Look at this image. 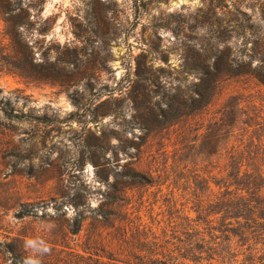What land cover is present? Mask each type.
Wrapping results in <instances>:
<instances>
[{
	"label": "rangeland",
	"instance_id": "1",
	"mask_svg": "<svg viewBox=\"0 0 264 264\" xmlns=\"http://www.w3.org/2000/svg\"><path fill=\"white\" fill-rule=\"evenodd\" d=\"M2 2L28 10L26 42L57 70L49 82L0 72V100L26 116L0 128V264L264 258V235L241 239L232 219L261 209L264 86L224 74L203 109L181 97L198 82L188 65L216 54L264 68V0ZM238 188L241 207L223 205Z\"/></svg>",
	"mask_w": 264,
	"mask_h": 264
},
{
	"label": "trees",
	"instance_id": "2",
	"mask_svg": "<svg viewBox=\"0 0 264 264\" xmlns=\"http://www.w3.org/2000/svg\"><path fill=\"white\" fill-rule=\"evenodd\" d=\"M0 12L4 17H8L6 18L5 23L11 38L9 44L11 49L8 58L3 62L0 61V72L5 71L7 73H13L26 80L34 82L56 81V76L53 74V72L57 70L56 65L54 66L55 63H50L46 58H44V62H37L35 52L32 51L31 47L26 42L22 32V29L28 26L30 20V13L28 10H26L21 4L11 6L10 4L2 2L0 3ZM211 59H214V63H211ZM224 60L228 62L230 57L228 55L218 56V54H216V56L208 58L207 63L196 62V64H193L192 66L188 65V72L196 73L198 77V82H195L192 85V88L190 89L191 91L184 93L181 96L183 98H188V102H190L188 108L190 107L191 111H199L211 104L218 88L219 79L224 76V74H227L228 76H251L264 86V68H252L251 63H248L246 66H241L239 69L232 65L222 66L221 63ZM234 61L235 58L231 59V62ZM58 63L65 66L71 65V62L65 60L58 61ZM136 78L137 80H146L147 82L151 80L149 76H144L139 70L136 73ZM24 117L26 116L18 112L10 100H0V128L3 127L4 129L9 130H11L10 128L16 129V122L21 121ZM85 142L88 144L90 150H98L97 145H91L89 142L87 143V139ZM96 166L98 165L96 164ZM259 176L263 178L264 173L260 171ZM260 188H264V186H260ZM239 191H241V188L237 189L235 193L237 195L236 198H234V196L222 197V204L241 207L242 203L245 202L244 200L246 199V196L239 195ZM261 192L262 190L259 189L254 193L256 195L254 198L262 202V204H260V211H249V215H247L248 213H239L237 216L232 217V219H234L239 225H241V222L239 223L240 219L244 220V226L241 227L244 232H241L239 235L241 239H250V237L255 238L258 234L264 235V194ZM248 198L249 197H247V200ZM220 200L221 199H218L217 202ZM22 215H29V212H24ZM230 229L226 230V232H229ZM256 229L259 230L256 231ZM237 235L238 234H236V236ZM7 248L15 258V263H17L16 260L20 258V255L11 244H7ZM233 261L237 263V259H233ZM242 264H264V258L262 259V256L259 257L257 254L253 255V252H251Z\"/></svg>",
	"mask_w": 264,
	"mask_h": 264
}]
</instances>
